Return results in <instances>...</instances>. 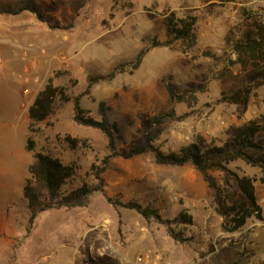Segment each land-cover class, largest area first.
Here are the masks:
<instances>
[{
	"label": "rangeland",
	"instance_id": "obj_1",
	"mask_svg": "<svg viewBox=\"0 0 264 264\" xmlns=\"http://www.w3.org/2000/svg\"><path fill=\"white\" fill-rule=\"evenodd\" d=\"M27 6L38 8L41 18L22 10ZM244 7H264V0H0V264H87L90 258L114 264H264V220L250 218L241 230L224 231L213 192L192 163L159 164L152 152L127 156L146 143L150 121L160 114H175L156 140L167 153L199 137L206 145H223L233 127L264 115V85L252 91L245 113L224 100L246 83L247 70L236 65L215 78L227 65L226 38L239 33ZM171 12L196 17L194 46L153 48L136 71L92 82L133 61L152 41L166 40ZM167 82L183 100L171 99ZM48 85L69 100L57 99L46 120L33 122L29 108ZM80 96L86 114L101 119L104 103L118 124L114 150L103 132L74 120ZM68 136L78 148L65 141ZM30 138L35 150L77 164L83 182H93V164L106 157L109 163L104 192L92 194L84 207L38 214L28 230L23 188L34 160ZM229 168L256 178L264 215L261 169L242 159ZM212 174L224 182L223 172ZM105 195L154 207L164 219L188 211L194 223L181 229L190 240H174L165 224L116 207ZM139 256L148 258L138 262Z\"/></svg>",
	"mask_w": 264,
	"mask_h": 264
},
{
	"label": "trees",
	"instance_id": "obj_2",
	"mask_svg": "<svg viewBox=\"0 0 264 264\" xmlns=\"http://www.w3.org/2000/svg\"><path fill=\"white\" fill-rule=\"evenodd\" d=\"M210 1V0H205ZM41 18V12L34 6L24 7ZM242 23L239 33H231L226 38L227 48L230 50L227 65L224 66L215 78H223L231 73V67L239 65L247 70V81L232 95L224 96V100L238 106L239 113H245L248 108L252 91L264 85V7H244L241 13ZM196 17H180L171 12L165 17L166 40H154L143 48L137 57L127 63L118 65L107 76H97L93 83L110 81L116 74L134 72L140 68L146 54L153 48L173 47L177 43H187L192 47L197 42L195 31ZM209 56H214L207 53ZM167 90L173 101L183 100L177 89L167 82ZM69 100L67 94L57 87L48 85L40 91L29 108V117L33 122L46 120L55 108L57 99ZM101 119L86 114L81 104V96L74 99V120L84 126L100 130L108 139L109 147L114 150L119 134L118 124L112 122L107 114L105 104L101 103ZM173 111L157 115L150 121L146 131V143L131 149L128 157L152 152L159 164L183 166L192 163L202 174L214 195L216 212L222 217V227L226 232L241 230L250 218L264 220L263 209L257 198L256 178L240 176L229 168V165L242 159L248 164L259 167L260 177L264 185V115L248 120L233 127L223 145H206L205 140L199 137L194 142L182 147L179 152H165L157 145L156 140L162 132V125L170 118H174ZM65 141L72 147L78 148L77 139L66 137ZM27 149L33 152V162L29 167L23 195L29 212V226L31 229L38 214L53 209H72L84 207L90 196L96 192H104L105 178L109 157L101 164H93L91 173L93 182H83L80 167L75 163L66 164L49 152L35 150V142L29 139ZM212 171L224 173V182L220 183ZM108 202L116 207L137 210L146 219H155L167 226L170 236L178 242H188L181 229L182 226L192 225L194 218L191 213L182 210L173 219H164L159 211L151 206L143 207L135 201H122L105 195ZM106 260V259H105ZM87 264H114L111 261H99L90 258Z\"/></svg>",
	"mask_w": 264,
	"mask_h": 264
},
{
	"label": "built area",
	"instance_id": "obj_3",
	"mask_svg": "<svg viewBox=\"0 0 264 264\" xmlns=\"http://www.w3.org/2000/svg\"><path fill=\"white\" fill-rule=\"evenodd\" d=\"M36 80H38V79H36ZM147 258H148V256H139V257H138V262H143V261H145Z\"/></svg>",
	"mask_w": 264,
	"mask_h": 264
}]
</instances>
